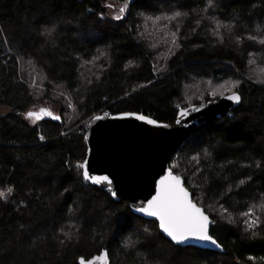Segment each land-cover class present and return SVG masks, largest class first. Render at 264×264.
<instances>
[{
  "label": "trees",
  "instance_id": "obj_1",
  "mask_svg": "<svg viewBox=\"0 0 264 264\" xmlns=\"http://www.w3.org/2000/svg\"><path fill=\"white\" fill-rule=\"evenodd\" d=\"M108 1L127 12L108 16ZM230 92L239 106L169 163L223 252L173 244L83 179L81 122L137 111L173 123ZM49 101L56 113L28 121ZM0 191V264H79L102 250L109 264H264V0H0Z\"/></svg>",
  "mask_w": 264,
  "mask_h": 264
},
{
  "label": "water",
  "instance_id": "obj_2",
  "mask_svg": "<svg viewBox=\"0 0 264 264\" xmlns=\"http://www.w3.org/2000/svg\"><path fill=\"white\" fill-rule=\"evenodd\" d=\"M233 92L220 95L201 104H191L178 109L174 122L168 123L137 111H123L105 115L98 113L92 116L86 125L84 140L87 144L85 158L90 175L106 176L111 181L90 185L105 191L113 200L125 198L133 213L145 219L155 220L161 234L170 242L180 246H194L202 249L223 252V246L211 235L212 218L192 197L182 175L175 173L169 166L170 158L176 148L194 131L203 125L225 116L241 103L228 100ZM187 110L188 115L181 117L180 112ZM144 116L145 120L137 117ZM99 118V119H98ZM147 119L156 121L148 124ZM181 120L177 124V120ZM179 177L181 186L189 193L191 202L206 215L210 221L209 235L216 240L219 247L207 242L189 241L177 244L173 242L159 226V220L137 211L156 195L158 182L168 176ZM83 177V176H82ZM115 191L114 197L111 192ZM79 264H109L105 250L87 260L78 259Z\"/></svg>",
  "mask_w": 264,
  "mask_h": 264
},
{
  "label": "snow or ice",
  "instance_id": "obj_3",
  "mask_svg": "<svg viewBox=\"0 0 264 264\" xmlns=\"http://www.w3.org/2000/svg\"><path fill=\"white\" fill-rule=\"evenodd\" d=\"M120 11L123 13L125 9L121 8ZM180 15L181 13L179 12L175 13V16ZM238 83L236 82V84ZM233 86L235 87V84ZM220 94L223 95V93ZM227 99L238 102L240 97L233 92ZM41 111L45 112L43 109ZM45 115H51V113L45 112ZM186 115H188L187 110L180 112L181 117ZM27 116H35L37 120L40 119V116L34 112H28ZM55 118L59 119L58 116ZM137 118L140 120L146 119L144 116ZM147 123L150 125L156 124V121L147 119ZM176 123L180 124L181 120L178 119ZM87 164L88 161L86 160L84 163L78 165L82 170V176L85 181H91L96 184L107 182L108 185H111V181L106 176L97 177L90 175ZM7 191L10 193L12 189H8ZM111 195L115 197L117 193L112 191ZM4 196L5 193L0 191V198ZM137 211L158 218L162 231L177 244L189 241H201L219 247L216 240L209 235L208 226L210 221L208 217L191 202L189 193L181 186L180 178L172 176L171 173L158 182L156 195L147 202L146 206L141 205ZM255 224V220H250L247 227L252 229Z\"/></svg>",
  "mask_w": 264,
  "mask_h": 264
},
{
  "label": "rangeland",
  "instance_id": "obj_4",
  "mask_svg": "<svg viewBox=\"0 0 264 264\" xmlns=\"http://www.w3.org/2000/svg\"><path fill=\"white\" fill-rule=\"evenodd\" d=\"M123 6H124V9H127L126 8L127 6L125 5V3L121 4V3H118L117 1H108V2L104 3V8H105L107 15L112 17V18L122 17L127 12V10H125L123 13H121L120 9ZM33 85L40 86L36 83H33ZM228 88H230V87H228ZM55 93L59 98L63 97L62 104H64L66 109L70 110L67 121H71V119H73L72 115L74 113V105H73L72 101L70 100V98L68 96L63 94V91L61 89H57V91ZM210 96H213L212 92H210ZM58 102L57 101L56 102H50L49 101V103H38V104L33 105V107H31L28 112H34L37 115L41 116V115H45V112H42L41 109H48L51 112L56 113V110H58L61 106V103H58ZM27 119L30 122H36L37 121L35 116H33V117L27 116ZM86 123H87V120L81 122L80 124L85 125ZM249 218H250L249 221L254 220L252 218V216H249Z\"/></svg>",
  "mask_w": 264,
  "mask_h": 264
},
{
  "label": "built area",
  "instance_id": "obj_5",
  "mask_svg": "<svg viewBox=\"0 0 264 264\" xmlns=\"http://www.w3.org/2000/svg\"><path fill=\"white\" fill-rule=\"evenodd\" d=\"M102 114L108 115V112H107V111H104ZM85 128H86V127H85ZM80 133L83 134L84 132L81 131Z\"/></svg>",
  "mask_w": 264,
  "mask_h": 264
},
{
  "label": "flooded vegetation",
  "instance_id": "obj_6",
  "mask_svg": "<svg viewBox=\"0 0 264 264\" xmlns=\"http://www.w3.org/2000/svg\"><path fill=\"white\" fill-rule=\"evenodd\" d=\"M125 5L127 6L126 8H128V6H129V3H128V2H125ZM121 8H124V6H123V7H121ZM125 10H127V9H125Z\"/></svg>",
  "mask_w": 264,
  "mask_h": 264
}]
</instances>
